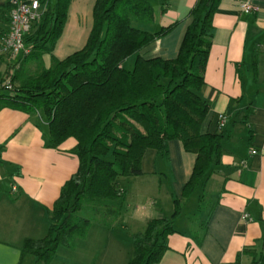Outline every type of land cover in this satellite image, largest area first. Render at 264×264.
Returning a JSON list of instances; mask_svg holds the SVG:
<instances>
[{
	"label": "crops",
	"instance_id": "0c3cea01",
	"mask_svg": "<svg viewBox=\"0 0 264 264\" xmlns=\"http://www.w3.org/2000/svg\"><path fill=\"white\" fill-rule=\"evenodd\" d=\"M7 1L0 0V36L9 27ZM94 2L71 0L51 54L40 60L32 56L17 68L35 73L80 50L92 27ZM150 2L152 21L136 23V28L150 33L173 28L143 48L140 56L173 60L197 0H168L164 12L159 0ZM242 3L252 10H240ZM130 58L124 63H131ZM8 67L7 58L0 55V76L14 68ZM203 82L200 96L209 111L201 133L220 134L222 154L173 220L175 233L167 236V250L157 264H252L259 258L264 264V0H219ZM220 115L226 116L223 128ZM46 134L40 113L0 109V264H19L24 240L48 230L61 188L77 172L78 159L72 153L76 140L50 148ZM195 158L179 140L168 142L166 158L146 150L142 174L119 182L124 193L118 202L122 224L108 237L132 240L149 220L170 217Z\"/></svg>",
	"mask_w": 264,
	"mask_h": 264
},
{
	"label": "trees",
	"instance_id": "16d2710c",
	"mask_svg": "<svg viewBox=\"0 0 264 264\" xmlns=\"http://www.w3.org/2000/svg\"><path fill=\"white\" fill-rule=\"evenodd\" d=\"M159 1L164 12L168 0ZM70 3L41 1V17L24 37L30 53L10 62L12 73L0 76V109L40 113L47 124V147L57 148L69 138L77 142L72 151L77 172L61 188L47 234L24 240L19 264L27 258H34L32 264H50L59 246L70 247L73 236L86 235L90 222L75 219L84 199L120 202L124 193L119 182L142 174L144 152L152 149L166 158L168 142L179 140L196 156L182 197L173 200L170 217L151 219L132 236L133 252L126 263L157 264L167 250V236L175 233L173 220L222 154V136L201 133L209 107L200 96L219 0H197L173 60L140 56L173 28L153 33L136 28V23L152 21L150 0H95L92 27L80 50L54 59L48 69L22 72L20 62L51 54ZM5 7L10 11L9 0ZM130 57L134 63L126 69L123 64ZM252 264H262V259Z\"/></svg>",
	"mask_w": 264,
	"mask_h": 264
},
{
	"label": "rangeland",
	"instance_id": "374dc122",
	"mask_svg": "<svg viewBox=\"0 0 264 264\" xmlns=\"http://www.w3.org/2000/svg\"><path fill=\"white\" fill-rule=\"evenodd\" d=\"M133 59L131 57V63H124L123 67L128 69ZM120 209L117 201L105 203L84 199L82 209L75 215V219L81 217L90 222L86 235L73 236L70 247L59 246L50 264H126L133 252L132 240H119L113 236L108 237L107 234L120 229ZM46 233L47 231L36 239L43 238ZM127 250L128 255L124 254ZM33 262L34 258H27L24 264Z\"/></svg>",
	"mask_w": 264,
	"mask_h": 264
},
{
	"label": "built area",
	"instance_id": "2783aa9c",
	"mask_svg": "<svg viewBox=\"0 0 264 264\" xmlns=\"http://www.w3.org/2000/svg\"><path fill=\"white\" fill-rule=\"evenodd\" d=\"M42 0H9L11 6L9 11L8 30L0 36V55L5 56L8 62H15L18 58L30 53L26 46L24 37L30 31L31 26L41 17ZM243 12H250L252 9L247 3L239 6ZM7 87L11 85L7 82ZM226 124V116H219V127ZM255 154V151L251 152ZM247 217V216H245Z\"/></svg>",
	"mask_w": 264,
	"mask_h": 264
}]
</instances>
